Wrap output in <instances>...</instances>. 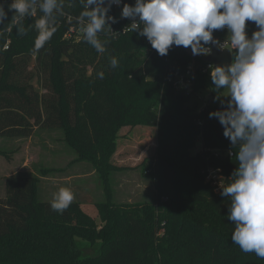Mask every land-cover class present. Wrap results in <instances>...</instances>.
Here are the masks:
<instances>
[{
  "label": "trees",
  "instance_id": "1",
  "mask_svg": "<svg viewBox=\"0 0 264 264\" xmlns=\"http://www.w3.org/2000/svg\"><path fill=\"white\" fill-rule=\"evenodd\" d=\"M82 10L73 0L39 53L33 52L34 30L16 34L13 12L0 25V138L58 131L77 161L98 175L105 195L94 204L100 224L77 200L63 214L54 212L51 201L39 199L33 174L9 176L0 197V264H264L232 242L230 200L207 181L206 170L219 169V184L226 185L236 160L228 156L222 126L208 115L221 104L214 102L210 69L203 71L205 58L182 46L161 57L125 28L128 20L114 7L109 14L119 22L111 27L120 34L98 53L75 23ZM113 55L116 69L108 66ZM100 70L103 79L96 76ZM182 75L192 81V92L175 86ZM204 92L210 100L199 109L193 100ZM137 127L156 130L154 162L145 170L154 194L151 201L119 204L112 200L111 175L121 168L112 158L120 131ZM198 142L202 150L193 154ZM83 244L92 255L84 254Z\"/></svg>",
  "mask_w": 264,
  "mask_h": 264
},
{
  "label": "clouds",
  "instance_id": "2",
  "mask_svg": "<svg viewBox=\"0 0 264 264\" xmlns=\"http://www.w3.org/2000/svg\"><path fill=\"white\" fill-rule=\"evenodd\" d=\"M73 0H0V25H5L8 13L16 34L24 36L28 29L36 32L33 52L51 41L58 31V23L66 7ZM83 10L75 23L83 33V40L98 53H105L107 45L118 32L111 25L118 23L110 15L115 5L122 9L119 19L131 21L125 28L144 37L161 57L170 49H191L193 56L209 55L213 47L228 49L232 62L210 65L212 88L221 107L210 111L229 140V155L235 157L236 167L221 185L220 195L230 200L227 217L234 223L232 242L244 253H254L264 259V0H80ZM7 6V7H6ZM35 18L25 26V20ZM249 22L257 30L248 35ZM124 28V29H125ZM227 30L225 41L214 38V31ZM234 51V55H233ZM111 69L119 66L111 56ZM98 79L105 72L97 71ZM226 90L223 95H217ZM226 98V99H224ZM235 150V151H234ZM75 198L70 187H60L50 204L54 212L63 214Z\"/></svg>",
  "mask_w": 264,
  "mask_h": 264
},
{
  "label": "rangeland",
  "instance_id": "3",
  "mask_svg": "<svg viewBox=\"0 0 264 264\" xmlns=\"http://www.w3.org/2000/svg\"><path fill=\"white\" fill-rule=\"evenodd\" d=\"M116 11L117 16L120 17L121 9ZM255 30H257L255 23L249 22L248 35L251 36ZM227 36L226 29L217 33V37L228 42ZM225 92L226 90L223 94ZM209 100V93L204 92L201 96L196 97L193 102L198 103L199 109H201L204 107L205 102ZM119 137L116 157L114 155L112 161L115 166L121 169L112 173L111 182H120L121 179L126 180L122 185H118L117 190L113 192L114 198L112 200L116 199L115 201H118L119 204L151 201L154 194L153 178L145 170L149 169L154 162L153 157L157 146L156 130L143 127L125 128L120 131ZM201 147V143L198 142L192 153H199L202 150ZM221 156H225V152L221 151ZM60 157L65 158L66 161L61 163L59 161ZM74 158H77V154L62 143L58 131L37 129L31 136L24 138H0V197L4 196L5 178L18 174H33L39 178L42 177L40 172L42 168H49L50 171L58 170L59 166H65L70 159ZM120 170H124L123 173L119 172ZM95 176L94 182L96 183H93V188L96 187V184L101 185L96 171ZM54 177H58V175L47 176V178H51L48 182H52ZM39 181L41 182L40 179ZM52 187L50 186L51 191ZM101 189H103L102 185ZM49 195L52 194L49 192ZM38 197L43 200V195L40 192ZM49 197V199H52L51 196ZM84 204L88 207V213L100 224L94 208L95 202ZM81 247L85 255H92V249L89 246L83 244Z\"/></svg>",
  "mask_w": 264,
  "mask_h": 264
},
{
  "label": "crops",
  "instance_id": "4",
  "mask_svg": "<svg viewBox=\"0 0 264 264\" xmlns=\"http://www.w3.org/2000/svg\"><path fill=\"white\" fill-rule=\"evenodd\" d=\"M59 161L62 163L66 160L65 158L60 157ZM47 170H49V168L46 167L42 168V171H40L42 177H39V179L41 180L40 193L43 195V201H52V199H49L50 198L49 196L53 198V194L60 187H70L72 189L73 193L75 194V198L73 201L77 200L83 203H94V202L97 203L104 201L105 195L103 189H101V185L96 184V187L93 188L94 184L96 183L94 182L96 176L94 169L89 164L83 162L81 163L77 161V158H74V159H70L69 162L65 164V166L63 167L59 166L58 170H54V171L52 170L50 171L51 173L50 172L44 173ZM122 171L124 170H120L119 172L123 173ZM54 174H57L58 177H54L52 179V182H48L52 177L47 178V176ZM125 180L126 179H121L120 182H115V181L111 182L113 192H115L118 188V185H122L125 182ZM50 186L54 187V189L52 187V191L50 190ZM98 187H100V189H98ZM49 192L52 195H49ZM47 195L48 197L45 198V196Z\"/></svg>",
  "mask_w": 264,
  "mask_h": 264
},
{
  "label": "built area",
  "instance_id": "5",
  "mask_svg": "<svg viewBox=\"0 0 264 264\" xmlns=\"http://www.w3.org/2000/svg\"><path fill=\"white\" fill-rule=\"evenodd\" d=\"M134 2H135V0H123V3H129V4H134ZM116 10L117 9H122V5L120 6V7H117V6H113ZM128 20V19H127ZM128 22L129 23H131V21L130 20H128ZM218 32H220V31H214V35L215 36H217V33ZM219 40L221 41V43H223L224 42V40H222L220 37H219ZM148 44H149V42H148ZM225 47H228V42L227 41H225ZM212 53V52H211ZM210 55V54H209ZM209 55H202L204 58H206L207 56H209ZM210 65H212V64H208L207 63V67H205L204 69H203V71L205 72V71H207L208 69H210ZM213 66V65H212ZM193 67L192 66H190L189 67V70H188V72H187V74L189 75V76H191V75H193ZM176 82H175V86L177 87V88H179V89H183L184 91H186L187 93H190V92H192V81H190V79L189 78H185V76H179V77H177L176 79ZM228 153V156L229 157H233V156H230L229 155V151L227 152ZM220 172H221V170H213V169H208V170H206V174H207V181H209V182H212L213 183V185L214 186H218V187H221V185L219 184V180H220ZM147 173H149V171H147Z\"/></svg>",
  "mask_w": 264,
  "mask_h": 264
},
{
  "label": "water",
  "instance_id": "6",
  "mask_svg": "<svg viewBox=\"0 0 264 264\" xmlns=\"http://www.w3.org/2000/svg\"><path fill=\"white\" fill-rule=\"evenodd\" d=\"M214 35V34H213ZM214 38L219 40V37L214 35ZM205 62L208 64L215 65H223L232 62V53L228 49H217L213 47L212 53L207 56ZM153 79H150L152 81Z\"/></svg>",
  "mask_w": 264,
  "mask_h": 264
}]
</instances>
